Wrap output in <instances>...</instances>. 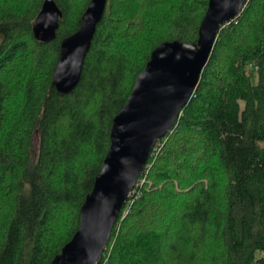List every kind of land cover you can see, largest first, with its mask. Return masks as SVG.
Wrapping results in <instances>:
<instances>
[{"label":"trees","instance_id":"trees-1","mask_svg":"<svg viewBox=\"0 0 264 264\" xmlns=\"http://www.w3.org/2000/svg\"><path fill=\"white\" fill-rule=\"evenodd\" d=\"M44 1L0 0V264H51L72 239L152 51L197 41L210 0H108L69 94L54 71L92 0H56L49 42L34 34ZM157 148L99 264H264V0L220 29Z\"/></svg>","mask_w":264,"mask_h":264},{"label":"water","instance_id":"water-1","mask_svg":"<svg viewBox=\"0 0 264 264\" xmlns=\"http://www.w3.org/2000/svg\"><path fill=\"white\" fill-rule=\"evenodd\" d=\"M247 2L210 0L197 41L175 39L154 48L126 104L113 120L110 147L82 205L79 229L51 264H99L102 260L112 230L151 155L192 98L220 29L238 17ZM107 3L92 0L80 28L63 39L53 77L60 93L69 94L79 84ZM62 15L56 0H45L34 25L36 39L54 40Z\"/></svg>","mask_w":264,"mask_h":264},{"label":"rangeland","instance_id":"rangeland-1","mask_svg":"<svg viewBox=\"0 0 264 264\" xmlns=\"http://www.w3.org/2000/svg\"><path fill=\"white\" fill-rule=\"evenodd\" d=\"M0 41H1V39H0ZM162 141V140H161ZM161 141H159V142H161ZM158 146V145H157ZM37 147V137L35 138V142H34V148H36ZM158 149V148H157ZM157 149H155L154 151H157ZM154 153V152H153ZM153 155V154H152ZM151 155V156H152ZM151 158V157H150ZM149 162V161H148ZM137 184H138V181H137ZM137 186V185H136ZM132 194V193H131Z\"/></svg>","mask_w":264,"mask_h":264},{"label":"built area","instance_id":"built-area-1","mask_svg":"<svg viewBox=\"0 0 264 264\" xmlns=\"http://www.w3.org/2000/svg\"><path fill=\"white\" fill-rule=\"evenodd\" d=\"M159 145V144H158Z\"/></svg>","mask_w":264,"mask_h":264}]
</instances>
